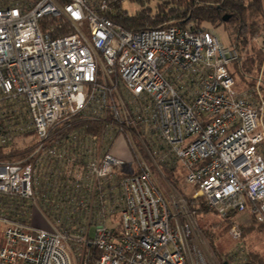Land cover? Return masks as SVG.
<instances>
[{"label": "built area", "instance_id": "2783aa9c", "mask_svg": "<svg viewBox=\"0 0 264 264\" xmlns=\"http://www.w3.org/2000/svg\"><path fill=\"white\" fill-rule=\"evenodd\" d=\"M95 1L0 0V197L19 208L0 209V264H86L89 248L95 264H205L154 170L177 166L218 217L264 225L261 89L238 87L236 46L204 26L131 32ZM255 41L264 53V30ZM73 118L102 130L55 132ZM34 209L48 229L28 225Z\"/></svg>", "mask_w": 264, "mask_h": 264}, {"label": "trees", "instance_id": "16d2710c", "mask_svg": "<svg viewBox=\"0 0 264 264\" xmlns=\"http://www.w3.org/2000/svg\"><path fill=\"white\" fill-rule=\"evenodd\" d=\"M123 1L109 0L110 10L104 16L113 24L131 32L161 29L168 26L185 28L187 25H191L192 30H197L204 25H209L213 28L224 26L230 33L231 44H234L238 51V59L231 65L232 74L239 76L241 82L247 88L254 87L255 78L261 69L264 54L259 47L257 51L253 48L249 50L248 47L251 41L254 38H258L264 30V6L262 0H156L154 7L147 5L148 0H128L141 7L134 13H129L122 8ZM89 3L91 7L96 8L95 0H90ZM224 16H229L227 22H223ZM54 20V18H48L43 23L45 25L52 23ZM72 32L71 28L64 26L58 34L63 36ZM248 50L250 54L243 60L242 54ZM75 120L77 118L70 119L68 122L58 126L55 132L63 129L61 135L63 137L67 136L69 132L80 128H86L88 132H100L102 130L101 124L87 121L75 123L73 122ZM161 170L163 173H170V178L168 179L174 187H177V180L171 178V173L175 171V168L162 167ZM125 175L122 174L119 177ZM183 177L184 175H182V179ZM186 202L188 209L192 212H206V209L202 206L196 208L190 198ZM16 203H11V200H5V198L0 197V209L2 210L19 209ZM213 214L221 223L227 224V227L232 224L231 218L237 215V213H230L225 218H220L215 213ZM11 215H16V218H19L17 213H11ZM253 222H256L254 218ZM259 227L263 228L264 225H259ZM1 240L0 247L2 246ZM97 256L98 253L96 251L91 248L87 249L85 253L86 264H94ZM244 260V264H264V260L253 253L247 254Z\"/></svg>", "mask_w": 264, "mask_h": 264}, {"label": "rangeland", "instance_id": "374dc122", "mask_svg": "<svg viewBox=\"0 0 264 264\" xmlns=\"http://www.w3.org/2000/svg\"><path fill=\"white\" fill-rule=\"evenodd\" d=\"M155 3L156 0L147 1V5L151 7H154ZM122 8L129 13H134L136 10L141 9L140 6L129 2L128 0L122 2ZM204 27L216 35L221 45L225 48L229 47L231 44V36L224 26L213 28L209 25H204ZM250 48H253L255 51L258 50V44L256 43L255 38L251 41L248 49L250 50ZM249 50L242 54L243 60L248 54H250ZM235 79L240 89L246 88V85L241 82L239 76H235ZM254 86L260 87L262 96L264 97V58L261 64V69L255 78ZM147 141L149 140L144 137L140 139V142H136L140 154L142 147L145 150V152L142 151L145 162L148 161L146 151H150V145ZM161 168L154 170V177L163 194L166 197L172 193L179 196L184 201L185 209L192 216L189 250L193 260L200 258L205 264H244L245 256L249 253L258 255L264 260V227H259L260 224L253 222V217L249 215L248 212L237 214L231 218L232 224L227 227V224L221 223L213 214L214 212L212 213V211L207 208L203 203L202 198L196 196V190L184 183L182 179L184 173L179 167L176 166L175 171L171 173V178L177 180V187H174L168 179L170 178V173H163ZM188 198L193 200L196 208L202 206L206 209V212L202 211L194 213L189 210L186 204ZM232 227H236L240 232L239 240H236L232 236ZM2 236L3 226L0 224V240L2 239ZM74 264H81L77 254L74 255Z\"/></svg>", "mask_w": 264, "mask_h": 264}, {"label": "crops", "instance_id": "0c3cea01", "mask_svg": "<svg viewBox=\"0 0 264 264\" xmlns=\"http://www.w3.org/2000/svg\"><path fill=\"white\" fill-rule=\"evenodd\" d=\"M26 205V204H25ZM28 210V205L25 206ZM27 210V213H29V211ZM31 218L30 221L28 222V225L32 228H40V229H48L47 224L45 223V221L42 219V217L38 214V212L34 209L31 212Z\"/></svg>", "mask_w": 264, "mask_h": 264}, {"label": "water", "instance_id": "95a60500", "mask_svg": "<svg viewBox=\"0 0 264 264\" xmlns=\"http://www.w3.org/2000/svg\"><path fill=\"white\" fill-rule=\"evenodd\" d=\"M262 1H263V6H264V0H262ZM228 19H229V16H224L222 20H223V22H227Z\"/></svg>", "mask_w": 264, "mask_h": 264}]
</instances>
